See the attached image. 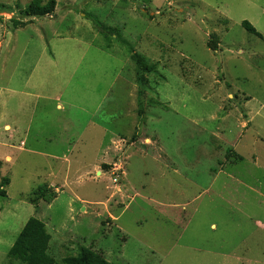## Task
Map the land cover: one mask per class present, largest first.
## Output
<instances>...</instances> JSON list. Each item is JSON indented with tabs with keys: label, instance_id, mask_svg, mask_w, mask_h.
<instances>
[{
	"label": "rangeland",
	"instance_id": "obj_1",
	"mask_svg": "<svg viewBox=\"0 0 264 264\" xmlns=\"http://www.w3.org/2000/svg\"><path fill=\"white\" fill-rule=\"evenodd\" d=\"M32 1L0 0V150L5 124L18 140L0 157V264H23L8 252L31 217L57 262L89 247L110 264H264V0H56L27 17ZM41 126L74 137L50 154L71 162L50 204L33 195L58 167L30 153Z\"/></svg>",
	"mask_w": 264,
	"mask_h": 264
},
{
	"label": "trees",
	"instance_id": "obj_2",
	"mask_svg": "<svg viewBox=\"0 0 264 264\" xmlns=\"http://www.w3.org/2000/svg\"><path fill=\"white\" fill-rule=\"evenodd\" d=\"M55 8L56 0L48 2L33 0L25 10V15L27 17L51 15L55 11ZM242 26L249 33L262 37V34L248 20H244ZM104 36L108 37L107 40H110L107 32H104ZM133 57L138 67L142 70L151 71L154 68L153 65H147L141 57ZM141 80H144V78H141ZM9 183V178L5 177L2 179L0 183V195L6 196V192L2 190V187ZM33 195L35 199L49 204L58 196L55 189L46 184L39 185L34 189ZM51 240L52 235L48 232L46 224L38 218L31 217L10 248L8 256L23 264H110L102 254L97 253L89 247H81L76 255L67 256L61 262H57L56 258L49 253Z\"/></svg>",
	"mask_w": 264,
	"mask_h": 264
},
{
	"label": "crops",
	"instance_id": "obj_3",
	"mask_svg": "<svg viewBox=\"0 0 264 264\" xmlns=\"http://www.w3.org/2000/svg\"><path fill=\"white\" fill-rule=\"evenodd\" d=\"M38 71V66H36L34 69H33V73L32 74H34V73H36ZM38 92H42V91H40V90H38ZM36 97V99L37 100H39V99H48V98H45L44 96H42L41 98H38L37 96H35ZM50 127H51V125H49ZM64 127L65 128H63L64 129V131L65 132H69V126H68V124L67 125H64ZM7 128H9V132H13V134H15V132L13 131V129H11V126L9 125V124H5L4 125V129H7ZM15 130L17 131V132H20V129H18L17 127L15 128ZM13 134L11 135V134H7L6 135V137L4 138V140L1 142V145L4 147V150L5 151H2V150H0V153H2L3 155H0V157L1 158H4V161L5 162H7L8 160H10L11 161V153H12V151H11V149H13V148H15V147H12L11 145H12V141L13 140H15V142L16 141H18V140H16L17 138H10L11 136H13ZM11 135V136H10ZM28 135V133L27 132H25V138L24 139H20V141H22V146H26L25 147V150H27V141H26V139H28L29 140V137L30 136H27ZM51 135V133H50V131L49 130H46V131H44V129H43V126H41V129L39 130V131H37L36 132V134L35 135H33L32 137H30V139H33V141L34 142H36V144L37 143H42V144H44V142H46V143H48V144H46V145H44V148L42 149L43 151H45V152H40L36 147V149L37 150H35V151H33V152H30L31 154H33L34 155V157H38V156H40L41 155V157L42 156H47L46 158L48 159V158H52V159H57L58 161H57V165L56 166H58V167H52L51 169H50V171H49V174H50V181L49 182H47L46 183V185H48V186H50V187H52V188H54L55 189V191L58 193V194H60L61 193V191L63 190V187H62V185H64V182H65V184H67L68 183V181H69V164H71V162H70V160H69V158H68V156H66L65 154H63V155H58L57 156V158H55V157H52L50 154H51V152H53L52 150L56 147V146H59V145H57L58 143H60V142H63V143H67V145H70L69 144V140H71V139H74V137H72L71 139H70V137L69 136H67V137H65L63 134H61V133H59V134H57V135H52V136H50ZM56 136V139H55V141L53 140V137H55ZM14 137V136H13ZM62 140H64V141H62ZM60 141V142H59ZM55 142H58V143H56L55 144ZM65 148H67V147H65ZM69 149H67V151H68ZM24 152H26V151H24ZM72 152V151H71ZM66 156V157H65ZM64 160V161H63ZM8 163V162H7ZM94 168H95V170L97 171L96 173L98 174V175H100L102 172H100L101 170L100 169H98L99 167H98V163H96L95 164V166H94ZM100 168H101V166H100ZM63 169H65V171L63 170ZM60 176H63V177H60ZM56 180H63V183H59V182H57ZM45 184V183H44ZM57 199V198H56ZM55 199V200H56Z\"/></svg>",
	"mask_w": 264,
	"mask_h": 264
},
{
	"label": "clouds",
	"instance_id": "obj_4",
	"mask_svg": "<svg viewBox=\"0 0 264 264\" xmlns=\"http://www.w3.org/2000/svg\"><path fill=\"white\" fill-rule=\"evenodd\" d=\"M58 194V193H57Z\"/></svg>",
	"mask_w": 264,
	"mask_h": 264
}]
</instances>
